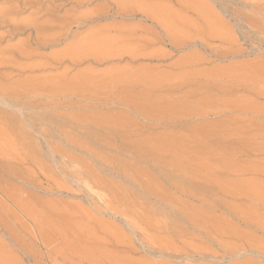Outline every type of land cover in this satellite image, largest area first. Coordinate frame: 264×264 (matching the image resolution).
<instances>
[{"label": "rangeland", "instance_id": "374dc122", "mask_svg": "<svg viewBox=\"0 0 264 264\" xmlns=\"http://www.w3.org/2000/svg\"><path fill=\"white\" fill-rule=\"evenodd\" d=\"M43 2L39 18L12 16L71 24L69 38L21 65L45 64L71 35L107 59L0 65V264H264V0ZM5 32L10 59L30 31ZM61 74L95 82L62 100L24 91ZM157 137L175 139L179 166L138 152Z\"/></svg>", "mask_w": 264, "mask_h": 264}, {"label": "bare ground", "instance_id": "6f19581e", "mask_svg": "<svg viewBox=\"0 0 264 264\" xmlns=\"http://www.w3.org/2000/svg\"><path fill=\"white\" fill-rule=\"evenodd\" d=\"M44 2H43V0H5L4 1V5H5V3L7 5H9V7L6 6L7 8L0 7V28L6 30L4 37H5V35L10 36V37L16 36V35H22L23 33L27 32V31H30V34L28 35V40L26 41V43L24 42L25 44H22V46L19 44L20 46L18 45L19 47L17 46L14 49V53L15 52L16 53L12 58L7 59V58H4L5 55L0 54V65L9 64L12 66V68H14L15 70H17L21 73H23L24 71L25 72L29 71V73H30V72L36 71V69H39V68L43 69L44 67H48V66L51 67L53 65L54 66L55 65H61L62 66V65H66L65 63L77 64V65L79 64L80 65L81 63H83L87 59H91L94 62H98L102 58H104V60L107 59V54L106 53H105V55L103 54L104 50H97L98 48L94 49V50L87 49L86 47L83 46V41L78 40L79 39L78 35H71L70 38H73V40H74L73 45L71 47H69L66 51L59 53V54H56V55H53V56L49 57V59H46L45 64L34 65L35 64L34 63L33 65H31L32 64L31 63L30 65H28V64L21 65L20 64L21 61H26L28 63V62H31L32 60H36V58H38L37 57V55H38L37 51H39V49L57 46L63 41V38H69V36L64 35V34L68 33L71 30V27H72L71 24H68L67 26H63L61 28H54L55 26L52 28V26L50 25L52 23L50 21H49L50 23H47V20L41 21V22L39 20H30L27 22L24 20L21 21L20 19L18 20V18L15 17V15L12 16V14L16 12V10L18 11V10H21V9H24V8H27L30 6V8H32V7L36 8V11H34L33 15L35 17H38V15H41L42 12L45 10V7H46L45 4L46 3L44 4ZM131 13H133V12L131 11ZM131 13H122V12L118 13L117 12L118 15L123 16L124 18L133 17ZM88 16L89 15H87V16L82 15V17L81 16L75 17V15H73V17H71L72 18L71 23L77 22L81 26L83 24H87L90 22L89 21L90 16L89 17ZM13 17H15L16 19ZM38 18H35V19H38ZM41 18H42V16H41ZM169 29H170V27H169ZM51 30H53V33H51ZM66 31H68V32H66ZM124 55H129L128 57H130L131 61L136 59V57H133L134 54H131V55L130 54H122V55L121 54H114V55L110 54L108 57L114 58V59L119 57V59H121L120 57H124ZM135 56H137V55H135ZM137 57H139V56H137ZM132 58H133V60H132ZM67 71H66V73H67ZM66 73L64 72L65 75H66ZM66 76L68 77L69 75H66ZM67 77H63V75H62V77L60 76V78H62V79H61L60 85L58 84L59 86H57V84H56L59 82L58 79H57L58 82L55 81L56 83L54 82V80L50 81L48 79L50 83L54 82L53 84H55V86H56V87H52L48 91L46 90L48 88L42 89L41 87H39V85L37 86L31 80H28L29 82L27 81L26 83H23V84H26V85H23V86H25L24 87L25 89L24 88L23 89H24V91L26 90V92L27 91L30 92V94L33 96L35 95V96L44 97V98H48V99H55V100L61 99L62 100L64 98L66 99V97H69V95H72L73 92L74 93L75 92H78V93L81 92V94H82V92L86 91L87 94H88V92L90 93L92 83H93V81L95 82V80H93V78H92L93 76L91 74L82 75L81 77L73 79V80H68ZM36 81H38V80H36ZM44 81H46V80H44ZM47 82L48 81H46V83ZM49 82H48V84H49ZM106 83L107 82H105V84ZM42 84H40V85L42 86ZM53 84L51 86H53ZM102 84H103V82H102ZM7 86H9V85H7ZM11 86H13V85H11ZM43 86H45V85H43ZM45 87H47V86H45ZM6 89H7L6 86L0 85V100L1 99L5 100V97H4L5 92L4 91H6ZM94 91H96V90H94ZM44 93H45V95H44ZM79 95H76V96H79ZM93 95H94V93H93ZM130 105H131V103H130ZM114 120L115 119H112L109 117H106L104 119V117H103V120L99 119V120H95L94 122L96 124H98L99 126L101 125V126L110 127V128H112V130L113 129L115 130L116 128L118 129V128L123 127L122 125H120V123H118L117 121H114ZM175 142L176 141L173 138L164 139V138L157 137V138L150 139V140H140L136 143L135 146L138 149L139 153L145 152L148 155L151 154L154 157L155 161L158 163H160L161 159L164 157L170 159V163L164 161V162H161L160 164L179 166L180 162H182V161L179 162V160H181L182 157H180V159H178L173 153V152H176V149H177L176 148L177 145ZM184 154L186 155V157L189 158V156H190L189 153H184ZM185 171H186V169H185ZM154 184H155L154 180H152L149 185H154ZM128 196H129V194H128ZM131 197H132V195H131ZM124 202L127 203L128 201L127 202L124 201ZM124 202L121 204H124ZM129 202H130V200H129ZM132 202L134 203V201H132ZM132 202H130L128 204H131L130 206H132L133 205Z\"/></svg>", "mask_w": 264, "mask_h": 264}]
</instances>
